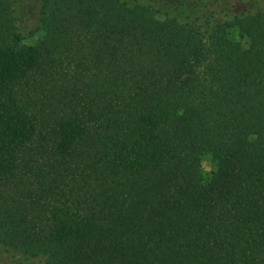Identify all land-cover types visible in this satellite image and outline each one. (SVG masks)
Listing matches in <instances>:
<instances>
[{
	"label": "trees",
	"instance_id": "16d2710c",
	"mask_svg": "<svg viewBox=\"0 0 264 264\" xmlns=\"http://www.w3.org/2000/svg\"><path fill=\"white\" fill-rule=\"evenodd\" d=\"M196 1L206 31L41 0L26 43L0 0V243L45 264H264V2Z\"/></svg>",
	"mask_w": 264,
	"mask_h": 264
},
{
	"label": "rangeland",
	"instance_id": "374dc122",
	"mask_svg": "<svg viewBox=\"0 0 264 264\" xmlns=\"http://www.w3.org/2000/svg\"><path fill=\"white\" fill-rule=\"evenodd\" d=\"M17 10L19 12V26L24 35H28L29 31L35 30L34 35H28L24 41L26 43H34L40 36L42 30L38 28L39 25V12L41 8V0H17ZM128 5L140 3L152 8L156 16L162 21H168L170 18L175 17L183 22H195L207 30L210 24L207 22V14L209 7L204 3L194 1L188 2V5L175 6L169 0L165 3L164 0H121ZM264 0H261V3ZM253 9H257L258 5H253ZM232 18L228 17L230 27L228 28L229 36L232 40L242 47H247L249 39L242 35L239 28L232 23ZM216 168V162L207 153L202 157V170L206 177H209ZM0 264H45L43 256L27 255L17 249L8 245L0 243Z\"/></svg>",
	"mask_w": 264,
	"mask_h": 264
}]
</instances>
